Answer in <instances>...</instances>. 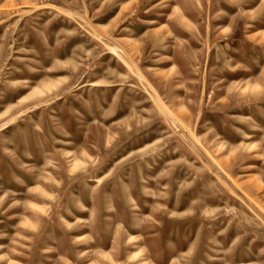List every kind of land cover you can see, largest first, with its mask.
Segmentation results:
<instances>
[{"label": "rangeland", "instance_id": "1", "mask_svg": "<svg viewBox=\"0 0 264 264\" xmlns=\"http://www.w3.org/2000/svg\"><path fill=\"white\" fill-rule=\"evenodd\" d=\"M0 264H264V0H0Z\"/></svg>", "mask_w": 264, "mask_h": 264}]
</instances>
